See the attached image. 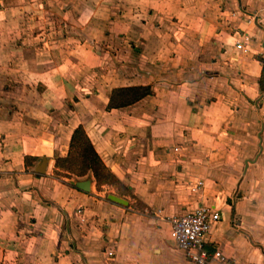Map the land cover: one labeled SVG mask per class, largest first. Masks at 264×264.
<instances>
[{
	"label": "crops",
	"instance_id": "crops-1",
	"mask_svg": "<svg viewBox=\"0 0 264 264\" xmlns=\"http://www.w3.org/2000/svg\"><path fill=\"white\" fill-rule=\"evenodd\" d=\"M263 22L264 0H0V264H189L171 221L202 205L209 251L264 264ZM80 126L123 188L57 168Z\"/></svg>",
	"mask_w": 264,
	"mask_h": 264
},
{
	"label": "trees",
	"instance_id": "trees-1",
	"mask_svg": "<svg viewBox=\"0 0 264 264\" xmlns=\"http://www.w3.org/2000/svg\"><path fill=\"white\" fill-rule=\"evenodd\" d=\"M259 61L263 67L259 87L261 93L264 94V59L260 58ZM152 94L153 91L150 87L116 89L110 96L108 109H120L131 106L144 98L152 96ZM28 161L29 158H26V164L29 163ZM57 168L77 177H85L92 173L98 188L102 186L123 188L121 182L96 152L82 126L78 127L72 136L68 157L57 159Z\"/></svg>",
	"mask_w": 264,
	"mask_h": 264
},
{
	"label": "built area",
	"instance_id": "built-area-1",
	"mask_svg": "<svg viewBox=\"0 0 264 264\" xmlns=\"http://www.w3.org/2000/svg\"><path fill=\"white\" fill-rule=\"evenodd\" d=\"M261 25L264 29V22ZM249 40L248 35L243 36V41L236 45L237 49L243 50ZM221 218L218 211L202 205L186 215L172 219L173 240L177 249L186 254L189 264H235L222 251L211 252L206 248V238Z\"/></svg>",
	"mask_w": 264,
	"mask_h": 264
},
{
	"label": "water",
	"instance_id": "water-1",
	"mask_svg": "<svg viewBox=\"0 0 264 264\" xmlns=\"http://www.w3.org/2000/svg\"><path fill=\"white\" fill-rule=\"evenodd\" d=\"M90 184H91L90 181L74 183V185L78 189H80V190H82L84 192H88L89 191ZM108 198H109L110 201H113V202L118 203L120 205L128 206V202L126 200L122 199V198H119V197L114 196V195H110Z\"/></svg>",
	"mask_w": 264,
	"mask_h": 264
},
{
	"label": "rangeland",
	"instance_id": "rangeland-1",
	"mask_svg": "<svg viewBox=\"0 0 264 264\" xmlns=\"http://www.w3.org/2000/svg\"><path fill=\"white\" fill-rule=\"evenodd\" d=\"M62 173L66 176L68 173H66V172H64V171H62ZM72 174H70V175H68V177L69 176H71ZM73 176H75V175H73Z\"/></svg>",
	"mask_w": 264,
	"mask_h": 264
}]
</instances>
